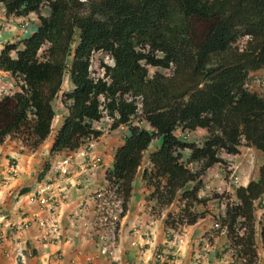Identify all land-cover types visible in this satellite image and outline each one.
<instances>
[{"label": "trees", "instance_id": "1", "mask_svg": "<svg viewBox=\"0 0 264 264\" xmlns=\"http://www.w3.org/2000/svg\"><path fill=\"white\" fill-rule=\"evenodd\" d=\"M0 3L9 16L39 18L32 32L6 41L0 52V69L19 86L0 97V145L18 135L38 148L51 133L57 98L69 105V113L51 153L98 139L103 130L96 124L104 117L112 119V129L127 125L130 133L106 174L108 195L121 201L124 216L145 152L161 138L150 152L152 167L143 172L151 188L147 198L155 200L152 211L162 214L177 203L165 222L179 230L211 213V200L226 199L225 212L214 214V232L224 230L237 258L255 264L264 163L257 179L235 187L234 197L200 193L207 172L229 163L224 155H238L244 145L264 153V94L248 85L252 74L264 69V0ZM98 52L112 63L102 62L95 76ZM66 73L71 89L64 86ZM201 128L207 132L202 141L187 137Z\"/></svg>", "mask_w": 264, "mask_h": 264}, {"label": "crops", "instance_id": "2", "mask_svg": "<svg viewBox=\"0 0 264 264\" xmlns=\"http://www.w3.org/2000/svg\"><path fill=\"white\" fill-rule=\"evenodd\" d=\"M28 17L36 20L30 24L38 25L39 18L35 13L23 17L9 16L4 5H0V39L3 40L0 52L6 41L23 37L21 24ZM64 86L71 89L66 85V77ZM18 87L12 74L0 69V97L15 92ZM54 106L56 115L51 133L38 148H32L18 135L8 136L0 145V218L5 217V221L0 222V264H148L150 252L155 247H162L161 244H164L163 250L176 254L177 264H191L200 253L203 255L202 264H237L233 250L229 247L227 233L224 230L212 233L216 222L214 214L225 212V201L211 200L208 205L211 213L197 223L184 225L175 232L165 222L168 209L159 215L152 211L149 205L155 204V200L147 198L151 188L147 186L143 172L152 167L150 152L160 146V138L155 139L157 142L152 144L153 141L145 152L112 255L100 253L96 246L100 219L97 192L107 186L106 174L113 168L115 151L125 141L130 130L127 125L112 129L108 121L103 123L107 120L104 117L96 124L102 127L103 134L91 144L85 143L73 151L51 153L55 135L69 113V105H65L61 98L54 101ZM258 152L264 159V153L260 150ZM189 154V151L185 152V155ZM67 156L71 157L72 163L71 172L63 181L66 194L52 219L58 226L60 238L45 236V230L37 221H33L25 233L12 231L6 224L22 222L36 213L43 218L49 215L40 211V205L33 200L32 195L41 182L59 177L57 164ZM238 156L240 154H226L224 158L238 166ZM47 161L49 168L43 172ZM95 161L97 165H94ZM11 163L17 164L19 176L6 183L4 179L9 177L6 168ZM249 169L242 167L238 174L239 182L235 185L225 174V167L217 164L204 176V187L200 195L211 196L207 192L210 193L211 188L214 190L216 186L218 192L225 189L234 197L236 186L247 185L251 179L259 177V170L249 172ZM27 188L29 190L21 192ZM256 217L258 257L255 264H264V197L257 208ZM140 234H143V239H140ZM152 260L157 264L156 259Z\"/></svg>", "mask_w": 264, "mask_h": 264}, {"label": "built area", "instance_id": "3", "mask_svg": "<svg viewBox=\"0 0 264 264\" xmlns=\"http://www.w3.org/2000/svg\"><path fill=\"white\" fill-rule=\"evenodd\" d=\"M1 4L2 3H0V5ZM28 21L30 20L23 19L21 24L24 34L30 33ZM107 121L112 123V119L110 118H107ZM99 128L102 127L99 126ZM71 163L72 159L70 156L61 159L57 164V168L60 173L59 177L52 181L41 182L32 195L33 200H35L40 205V211L44 213L46 212L49 215L43 218L38 213H36L30 216V218L28 217L24 219L22 222L6 224L10 227V229H16L15 231L19 233H25L30 228L32 221H37L39 226L45 230V236H60L58 226L56 223L52 222V219L55 217L59 205L66 194V184H64L63 181L66 180L67 176L71 172ZM94 165H97V161L94 162ZM232 168L233 167H230V170L232 171L229 179L233 184L237 185L239 181V175L237 170ZM6 171L9 176L8 178L4 179L6 180V183L15 180L19 176V168L16 163L9 164L6 168ZM97 197L100 219L98 220L99 231L96 236V246L100 253L104 255H111L113 253L118 225L121 221V213L123 208L121 201L116 198L113 193L108 195L106 188L100 189L97 192ZM1 221H5V217L0 219V222ZM140 239H143V234H140ZM202 257V254H198L197 258L192 264H200ZM234 257L237 261V264H244L243 259H238L235 254ZM155 259L158 261L157 264H177L176 254L170 252L169 250L158 251L155 255Z\"/></svg>", "mask_w": 264, "mask_h": 264}, {"label": "rangeland", "instance_id": "4", "mask_svg": "<svg viewBox=\"0 0 264 264\" xmlns=\"http://www.w3.org/2000/svg\"><path fill=\"white\" fill-rule=\"evenodd\" d=\"M42 12H43V14H48V8L45 6L43 9H42ZM37 14L35 13V16H36ZM38 16V15H37ZM34 17V16H33ZM29 18V17H28ZM27 19V18H26ZM29 20L30 21H28V24H29V26H30V32H32L36 27H37V24H36V26H34L33 24H30V23H32V22H34V21H36L34 18H33V20L31 19V18H29ZM21 33H22V35H23V37L24 36H26L27 34H24V31H23V28H22V25H21ZM7 39V38H6ZM6 39H4V40H6ZM3 40L2 39H0V45H1V42H2ZM102 62H107V63H112V59L110 58V56L107 54V53H103V52H98V53H96L95 55H94V57H93V71H94V75L95 76H97V75H99L101 72H102V69H101V63ZM66 85H68L69 86V88H73L74 87V83L72 82V80H71V78H70V75H69V73H66ZM18 82V81H17ZM248 85H249V87L252 89V90H256V91H258V92H260V93H262V94H264V69H262V70H260V71H258L257 73H255V74H252V76L250 77V79H249V81H248ZM17 87H18V84H17ZM107 120H104L103 121V123H105ZM107 123V122H106ZM207 134V132H206V130L205 129H198V130H196V131H189V132H186V135H187V137L189 138V139H191V140H197V141H202V139L205 137V135ZM155 139H157V138H155ZM153 140L154 142L152 143V144H154V143H156L157 142V140ZM161 139V138H160ZM251 147V148H250ZM232 157V156H231ZM237 159H239L240 161H237L236 162V164H238V166H234V165H232L231 163L229 164H227V166H224L225 167V174L227 175V177H229L230 176V174H231V171L232 170H230V167H233L232 169H236L237 171H238V174H239V172L241 171V169H242V167H245L246 169H247V167H250V169L249 170H247V171H253V172H257L258 170H259V168H260V166L262 165V163L264 162V159H262V157L260 156V154H259V152H258V149L257 148H255V147H253V146H242V152L240 153V156H238L237 157ZM235 161L236 160H234V163H235ZM239 182V181H238ZM215 193H219V194H224V195H227V196H229L230 195V193L228 192V191H226L225 189H223V190H221V191H219L218 192V190H216V186H215V188H214V190H212V188H211V192L210 193H208L207 192V194H209V195H214ZM210 197V196H209ZM224 201L226 202V199H224ZM215 202V201H214ZM260 204V203H259ZM154 205V204H153ZM153 205H149V206H151V209L153 208ZM177 203L176 204H172L169 208H168V210H174L175 208H177ZM179 206V205H178ZM201 207L202 206H198V209H201ZM157 215H159V214H157ZM1 219V218H0ZM33 222V221H32ZM120 223L121 222H119V225H118V229H119V226H120ZM31 227V226H30ZM16 229H13L12 231H15ZM176 230H174L173 229V232H175ZM15 232H17V231H15ZM17 233H19V232H17ZM170 233H172V232H170ZM212 233H215V232H212ZM118 230H117V238H118ZM61 235V234H60ZM208 236L210 237V238H212L211 236H210V234H209V232H208ZM207 236V237H208ZM55 238H60V236L59 237H55ZM175 239V238H174ZM182 240H180V242H181ZM117 242V239H116V241H115V243ZM160 246H162V247H160V248H158V247H155L153 250H152V252H150V256H149V258H148V264H150V263H152V262H154V264H155V260H152V259H155V255H156V253L158 252V251H162L163 249H164V244H161ZM114 247H115V245H114ZM172 251H173V249H172ZM200 254H202V253H200ZM112 255V254H111ZM88 260H91V258L90 259H88ZM194 261H192V263H193ZM191 263V264H192ZM200 264H202L201 263V261H200Z\"/></svg>", "mask_w": 264, "mask_h": 264}, {"label": "clouds", "instance_id": "5", "mask_svg": "<svg viewBox=\"0 0 264 264\" xmlns=\"http://www.w3.org/2000/svg\"><path fill=\"white\" fill-rule=\"evenodd\" d=\"M106 118H107V117H106ZM100 122H101V121H100ZM110 124H111V123H110ZM101 129H102V128H101ZM102 130H103V129H102ZM92 141H93V140L87 141L86 144H87V143H90V142L92 143ZM91 143H90V144H91ZM53 180H54V179H53ZM105 188H106V187H105ZM122 217H123V215L121 214V220H122ZM120 222H121V221H120Z\"/></svg>", "mask_w": 264, "mask_h": 264}]
</instances>
